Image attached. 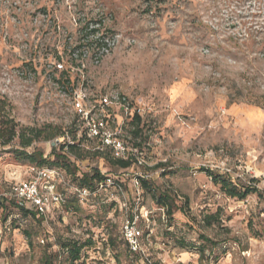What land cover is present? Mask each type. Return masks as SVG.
<instances>
[{"label":"rangeland","instance_id":"374dc122","mask_svg":"<svg viewBox=\"0 0 264 264\" xmlns=\"http://www.w3.org/2000/svg\"><path fill=\"white\" fill-rule=\"evenodd\" d=\"M42 10L55 12L65 24L69 10L108 15L110 28L123 38L100 65L89 68V99L118 91L140 109L141 132L134 136L131 116L111 107L141 165L123 170L89 151L76 159L77 168L115 176L130 209L133 176L146 173L150 186L169 188L182 209L169 220L165 208L142 190L138 223L144 253L136 254L121 239L122 212L99 204L97 198L110 200V191L78 200L77 208L53 212L41 222L10 207L0 223V264H115V253L121 264H264V0H0V175L12 180L25 179L28 166L37 165L20 150L42 152L49 165L53 151L66 153L64 143L78 138L68 97L45 81L42 71L31 78L16 73L27 53L22 42L38 34L31 17ZM10 128L16 134L7 141ZM18 133L35 138L23 147ZM55 139L59 142L52 145ZM157 163L163 165L155 168ZM207 172L238 189L252 181L255 190L231 197ZM64 177L69 185L60 188L70 194L76 181ZM207 214L215 215L210 226L202 222ZM108 232L115 236L114 249L106 243ZM73 236L93 242L79 259L70 261L64 252L49 255ZM175 238L203 243V257L194 250L182 260Z\"/></svg>","mask_w":264,"mask_h":264},{"label":"built area","instance_id":"2783aa9c","mask_svg":"<svg viewBox=\"0 0 264 264\" xmlns=\"http://www.w3.org/2000/svg\"><path fill=\"white\" fill-rule=\"evenodd\" d=\"M67 19L65 24L63 18L48 10L39 11L31 17V26L38 34L33 39L26 32L25 37H28L22 42L21 48L27 53L23 66L16 73L31 78L42 71L41 77L56 87L61 95L68 97L75 115V132L78 138L68 139L67 144L99 150L108 148L114 157L132 158L136 165H141L143 160L138 156L137 147L130 145L120 135L121 128L115 125V115L111 110L113 105H117L132 116L134 113L139 114V105L118 91L100 94L90 100V94L86 90L89 68L100 65L119 45L123 38L122 33L111 29L108 15L98 10L93 17L80 11L74 14L69 10ZM55 140L59 142L58 139ZM55 140L53 144H57ZM222 170L230 172L228 167ZM28 172L27 177L21 180L0 175V185L5 188L0 192V201L9 199L16 206L29 204L38 214L45 216L48 209L59 207L64 202L65 191L60 186L69 185L64 177L66 174L61 168L44 164H31ZM100 172L104 177L92 190L72 185L71 192L83 201L101 192L110 191V198H116L122 212L123 239L131 252L143 254V231L138 223L143 209L139 205L142 196L139 178H146L148 174H134V207L130 209L128 201L123 197L121 182L113 175ZM238 177L240 175H236ZM118 194L120 197H113ZM146 214L148 211H145V216Z\"/></svg>","mask_w":264,"mask_h":264},{"label":"trees","instance_id":"16d2710c","mask_svg":"<svg viewBox=\"0 0 264 264\" xmlns=\"http://www.w3.org/2000/svg\"><path fill=\"white\" fill-rule=\"evenodd\" d=\"M140 121H141V115L140 114L134 113L131 116L132 128H131L130 132L134 136L140 134V132H141L140 128L138 127ZM15 134H16V131L14 130V128H10L9 134L6 137L7 138L6 140L10 141L15 136ZM18 135L20 137V140L22 141L23 147L28 146L31 143V141L33 140V138H35L33 135L30 137H25V135L23 133H18ZM73 138H74V136H73ZM54 148H55V146L52 147L53 150H54ZM62 148H65L66 153L59 154V153L53 151L54 158L51 161V163H49V165L63 169L67 175H69L74 181H76V184L78 186L86 187V188H89L91 190L95 187L96 183L104 177V175L101 174V172L97 169H93L91 172H88V171H80L79 168H77L76 159L80 158V157H84L85 152L92 151L91 152L92 155L98 156V157L102 158L103 160H105L108 164L117 166L123 170H127L134 163L132 158L123 159V158H119V157H114L111 154L110 149H108V148H104L102 150L89 148L88 150H86L77 144L70 145L67 143H64ZM19 154L21 157H25L29 162H35L38 165L46 163V159L43 158L42 152L27 153L24 150H20ZM37 157H39V158L37 159ZM162 165H163V163H157L156 165H154V167L158 168ZM206 170H208V169H206ZM207 173L211 177L213 182L219 183L221 189H223L224 192L231 197L244 198L247 194H249L250 192H253L255 190V187L252 186L251 184L250 185L249 184L243 185L242 189H238L237 184L232 183L231 181H229L223 177H219L218 175H212V173H210V172H207ZM250 182H252V181H250ZM139 183H140V186H141L143 191L144 190L149 191L152 199L159 206L165 208V212H166L169 220L172 219V214L175 210H178V209L181 210L182 209L181 205H177L176 196H175V194L171 193L169 188L165 187V188L159 189L157 187H151L150 183L147 182V179H144V178H139ZM97 199H98V201H100V203H99L100 205L103 204L102 205L103 207H105L107 205V206L113 208L112 209L113 213L117 212V210L120 211L119 207H118V202L115 199L110 198L109 201L106 199H100V198H97ZM78 200L79 199L73 193H70V194L65 193L64 202L61 203L59 207H52V208L48 209L47 214L44 216V215L38 214L36 212V210L29 204L22 205V206H16L13 204V202L11 200L3 199L0 201V223L4 224L2 220H5L6 213H7L6 210L10 207H14L16 209V211H17L16 214L18 216L20 215L21 217H24V218L31 217L32 219H34L38 222H41L43 219L47 218V216H49L53 212H56V211L59 212V211L63 210L64 208L68 209L70 206H74V207L76 206V208H77L78 206L76 205V201H78ZM92 200H93V202L95 201L94 199H92ZM14 218H16V217H14ZM214 219H215L214 214L204 215L203 219H202L203 225L210 226ZM111 226L112 225L110 224V227ZM15 227H18V226H15ZM23 233L29 239L28 243H29V245H31V243H30V238H31L30 230L25 228V229H23ZM120 235H121V239L124 241L125 245L128 248L126 241L122 237L121 228H120ZM199 238L201 240H204L205 242L209 241V239L205 235H202V234H199ZM42 239L43 238H41V240ZM174 241H175V244L179 248H181L182 250H187V251L197 250V253L199 256L198 258L203 257V255H204L203 243H198V245H195L194 243L185 242L182 238H175ZM43 242H44V240H43ZM59 242H60L59 243L60 249H57V250L54 249L49 255L58 257L59 255H61L62 252H64L67 254V258L70 261H74V260L79 259L83 248H85V247L88 248V247L92 246V243H93L90 237H87L85 239H81V238L75 237V236L69 237V239H65L64 241H59ZM106 243L109 246V248H111V249L116 248V239L112 233L108 232ZM128 250H129V248H128ZM194 252H196V251H194ZM130 253H132V252H130ZM113 259L115 260V264H121V260L119 258L118 253H115V255H113ZM216 259H217V257H214V261H216ZM124 264H133V263L130 262L129 260H126Z\"/></svg>","mask_w":264,"mask_h":264},{"label":"crops","instance_id":"0c3cea01","mask_svg":"<svg viewBox=\"0 0 264 264\" xmlns=\"http://www.w3.org/2000/svg\"><path fill=\"white\" fill-rule=\"evenodd\" d=\"M143 209H144V207H143ZM180 254H181V259L185 260V259L190 258L191 253L187 250H182V252Z\"/></svg>","mask_w":264,"mask_h":264},{"label":"water","instance_id":"95a60500","mask_svg":"<svg viewBox=\"0 0 264 264\" xmlns=\"http://www.w3.org/2000/svg\"><path fill=\"white\" fill-rule=\"evenodd\" d=\"M56 142H57V140H55ZM52 145H53V143H52Z\"/></svg>","mask_w":264,"mask_h":264}]
</instances>
